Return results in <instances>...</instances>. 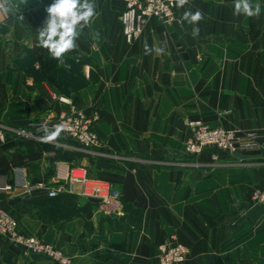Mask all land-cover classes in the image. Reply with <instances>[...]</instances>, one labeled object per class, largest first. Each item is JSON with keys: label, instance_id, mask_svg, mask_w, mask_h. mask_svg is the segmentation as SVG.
Masks as SVG:
<instances>
[{"label": "crops", "instance_id": "0c3cea01", "mask_svg": "<svg viewBox=\"0 0 264 264\" xmlns=\"http://www.w3.org/2000/svg\"><path fill=\"white\" fill-rule=\"evenodd\" d=\"M52 3L6 0L7 11L0 12V25L7 29L0 34V127L5 131L67 111L46 82L5 69L23 47L39 45L36 31ZM234 3L188 0L176 8V21L150 19L126 45L121 0H95L94 17L66 54L86 56L98 68L93 82L70 98L84 115H100L94 132L102 147L86 153L64 141L41 142L39 134L30 140L6 134L0 175L11 178L21 168L37 186L28 195L18 188L0 195V208L17 220L21 235L59 249L69 264H153L156 247L170 242L186 248L184 264H264V205H247L251 188L264 185V157L220 153L218 163L209 165L204 153L184 154L186 120L264 129V0H250L260 8L251 17L235 15ZM189 10L203 18L191 23L184 18ZM145 43L164 51L145 54ZM51 148L74 159H61ZM66 167H81L89 177L108 182L119 193L122 212L105 214L95 204L87 220L50 216L45 193ZM234 217L243 220L228 235ZM0 264L53 263L0 237Z\"/></svg>", "mask_w": 264, "mask_h": 264}, {"label": "built area", "instance_id": "2783aa9c", "mask_svg": "<svg viewBox=\"0 0 264 264\" xmlns=\"http://www.w3.org/2000/svg\"><path fill=\"white\" fill-rule=\"evenodd\" d=\"M122 11L119 16L121 36L126 45L133 44L140 36L144 26L150 19L162 23L177 20L174 0H121ZM59 103L66 105L67 111L50 117L45 116L26 127L5 131L0 127V143L6 140L9 133L21 140L35 139V135H44L41 126L53 129L64 124L65 130L59 138L75 143L80 152L93 153L102 147L94 132L100 121V115L92 111L88 116L82 113L69 98H58ZM188 139L184 144V154L195 158L201 154L208 156V164L218 163L219 154L229 157L237 153L255 154L264 157V129L259 132L243 131L237 128L212 127L197 119L186 120ZM40 138V137H38ZM195 165V164H192ZM14 188L28 195L37 188L31 184L24 169H16L11 178L0 175V195L10 193ZM46 198H54L59 194H73L83 200L96 199L98 206L105 214L118 215L122 212L119 193L110 184L98 178H91L81 167H66L63 174H58L55 185L46 190ZM247 205L249 207L264 205V185L251 188ZM0 237L23 251L37 255L53 264H69L61 251L43 243L32 236H23L18 231V222L7 211L0 208ZM153 264H184L187 258L186 248L176 242L160 244L156 247Z\"/></svg>", "mask_w": 264, "mask_h": 264}, {"label": "trees", "instance_id": "16d2710c", "mask_svg": "<svg viewBox=\"0 0 264 264\" xmlns=\"http://www.w3.org/2000/svg\"><path fill=\"white\" fill-rule=\"evenodd\" d=\"M7 29L0 25V34H5ZM84 67L88 68L87 77L84 74ZM5 69L13 72H21L24 76L32 79L34 83L46 82L54 88L62 97L70 98L80 89L89 85L94 80L95 73L98 72L96 65L83 55H67L61 59L53 58L48 49L41 45L30 48L23 47L19 54L6 61ZM59 141L75 143L62 138ZM58 157L68 162L73 160L74 156L70 152L60 153L58 149L51 148ZM60 153V154H59ZM76 196L73 194H59L54 198H47L46 207L50 216L61 219H70L74 216H83L87 220L91 215V208L96 206L85 200L83 206H78ZM121 202V201H120ZM123 208L126 207L123 205ZM243 218L234 217L233 221L227 224L228 235H231L242 223Z\"/></svg>", "mask_w": 264, "mask_h": 264}, {"label": "clouds", "instance_id": "9594fccd", "mask_svg": "<svg viewBox=\"0 0 264 264\" xmlns=\"http://www.w3.org/2000/svg\"><path fill=\"white\" fill-rule=\"evenodd\" d=\"M6 0H0V12H6ZM27 3V0H23ZM188 0H174L177 7L183 8ZM48 16L36 31L39 45L48 49L53 58L61 59L65 53L76 47L75 41L79 38L81 31L89 25L95 15V0H53V3L46 9ZM260 8L256 5L253 8L250 0H235L234 14L241 13L251 17L259 15ZM184 18L189 19L193 24L198 23L203 15L200 11L195 13L186 11ZM23 19V17H21ZM199 29H193V35H198ZM145 54H151L153 51L162 53V47L150 48L147 43L144 44ZM65 130L64 124H58L53 129L41 126L40 131L44 133L40 137L41 142H52L60 137Z\"/></svg>", "mask_w": 264, "mask_h": 264}, {"label": "water", "instance_id": "95a60500", "mask_svg": "<svg viewBox=\"0 0 264 264\" xmlns=\"http://www.w3.org/2000/svg\"><path fill=\"white\" fill-rule=\"evenodd\" d=\"M233 157H235V158H239L240 155L237 154V153H235V154H233ZM87 201L90 202V203H92V204H98V203H99V201L96 200V199H87Z\"/></svg>", "mask_w": 264, "mask_h": 264}]
</instances>
